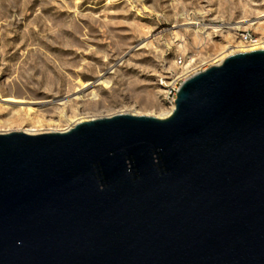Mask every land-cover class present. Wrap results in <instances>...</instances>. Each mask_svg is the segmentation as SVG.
<instances>
[{"label":"water","instance_id":"obj_1","mask_svg":"<svg viewBox=\"0 0 264 264\" xmlns=\"http://www.w3.org/2000/svg\"><path fill=\"white\" fill-rule=\"evenodd\" d=\"M0 264H264V48L166 117L0 133Z\"/></svg>","mask_w":264,"mask_h":264},{"label":"rangeland","instance_id":"obj_2","mask_svg":"<svg viewBox=\"0 0 264 264\" xmlns=\"http://www.w3.org/2000/svg\"><path fill=\"white\" fill-rule=\"evenodd\" d=\"M238 42L264 44V0H0V105L89 82L60 127L92 107L155 116L171 107L162 82L220 63Z\"/></svg>","mask_w":264,"mask_h":264},{"label":"bare ground","instance_id":"obj_3","mask_svg":"<svg viewBox=\"0 0 264 264\" xmlns=\"http://www.w3.org/2000/svg\"><path fill=\"white\" fill-rule=\"evenodd\" d=\"M233 49L228 53L217 54L215 57L220 56L217 62L222 61L226 56L234 52H247L258 48H264V44H251L244 45L243 42H238L237 45H229ZM92 83H86L80 90H77L70 95L53 96L46 100H25L23 98H16L13 96L3 97L0 105V113H9L5 119H0V133H8L11 131H23L29 134L51 133L57 131H65L71 128L74 124L93 118L103 117L100 113H95L96 107H92L93 111L84 112L83 116L73 120L74 123L66 124L65 127H60L62 122L66 121L67 109L75 115L77 110L74 106L77 104L79 93L83 92V88L90 87ZM73 96V97H72ZM91 100H97V94L91 93ZM173 106L166 110H161L158 117L168 116ZM86 109V107L84 108ZM141 115L142 113H137ZM55 117V120H54Z\"/></svg>","mask_w":264,"mask_h":264},{"label":"built area","instance_id":"obj_4","mask_svg":"<svg viewBox=\"0 0 264 264\" xmlns=\"http://www.w3.org/2000/svg\"><path fill=\"white\" fill-rule=\"evenodd\" d=\"M243 39L246 41L248 39H250V35L249 34H244L243 35ZM182 60L180 58H178V63H181ZM203 69H199L195 72H191L190 74H187L183 80H180L179 82H162L161 86L163 87V93H164V99L165 101L170 105L174 107V103H175V99H176V95H177V91L179 89V87L181 86V84L190 76L194 75L195 73L204 70Z\"/></svg>","mask_w":264,"mask_h":264}]
</instances>
